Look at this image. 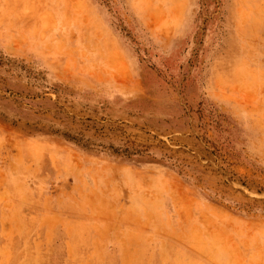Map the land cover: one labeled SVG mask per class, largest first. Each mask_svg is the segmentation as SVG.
<instances>
[{"label":"rangeland","instance_id":"374dc122","mask_svg":"<svg viewBox=\"0 0 264 264\" xmlns=\"http://www.w3.org/2000/svg\"><path fill=\"white\" fill-rule=\"evenodd\" d=\"M0 264H264V0H0Z\"/></svg>","mask_w":264,"mask_h":264}]
</instances>
